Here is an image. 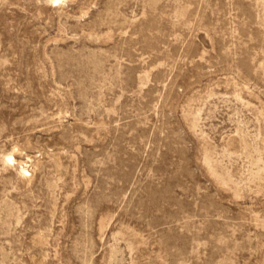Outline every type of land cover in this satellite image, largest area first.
Returning <instances> with one entry per match:
<instances>
[{
  "label": "rangeland",
  "instance_id": "obj_1",
  "mask_svg": "<svg viewBox=\"0 0 264 264\" xmlns=\"http://www.w3.org/2000/svg\"><path fill=\"white\" fill-rule=\"evenodd\" d=\"M0 264H264V0H0Z\"/></svg>",
  "mask_w": 264,
  "mask_h": 264
},
{
  "label": "clouds",
  "instance_id": "obj_2",
  "mask_svg": "<svg viewBox=\"0 0 264 264\" xmlns=\"http://www.w3.org/2000/svg\"><path fill=\"white\" fill-rule=\"evenodd\" d=\"M49 3L53 4L54 6L57 4H60L62 2V0H48ZM5 163L8 165H11L13 162V158L11 156V154H9L8 156L3 158Z\"/></svg>",
  "mask_w": 264,
  "mask_h": 264
},
{
  "label": "bare ground",
  "instance_id": "obj_3",
  "mask_svg": "<svg viewBox=\"0 0 264 264\" xmlns=\"http://www.w3.org/2000/svg\"><path fill=\"white\" fill-rule=\"evenodd\" d=\"M8 155H9V154L5 155L4 157H6V156H8ZM11 156H12V158H13V162H12V164L15 165V164L17 163V160H16L14 154H11ZM4 163H5V161H4ZM5 164H6V163H5ZM23 172H24V173L26 172L25 168H23Z\"/></svg>",
  "mask_w": 264,
  "mask_h": 264
}]
</instances>
